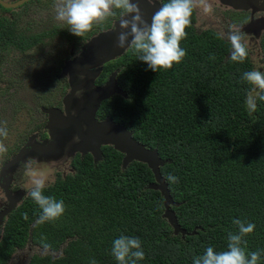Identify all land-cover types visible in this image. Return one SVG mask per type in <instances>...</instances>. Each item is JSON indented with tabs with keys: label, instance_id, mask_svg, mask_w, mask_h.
Here are the masks:
<instances>
[{
	"label": "trees",
	"instance_id": "obj_1",
	"mask_svg": "<svg viewBox=\"0 0 264 264\" xmlns=\"http://www.w3.org/2000/svg\"><path fill=\"white\" fill-rule=\"evenodd\" d=\"M9 22L0 17V49L26 50L39 40L24 41ZM186 32L187 55L170 71H151L131 48L106 62L102 78L115 74L120 93L103 99L98 111L156 151L169 203L152 188L156 179L147 163L125 165L124 153L111 146L101 147L97 161L77 155L44 189L63 200L64 215L37 225L40 209L28 195L4 225L0 264L28 240L41 248L42 238L58 255H32L28 264H89L91 258L118 264L112 246L121 235L141 240L145 259L137 264H193L209 246L227 250L237 219L255 224L244 237L246 253L260 251L258 264H264V101L257 98L249 114L246 97L255 92L242 81L245 71L264 72V34L256 69L249 52L244 63L233 62L229 41L213 29L198 30L195 11ZM170 173L178 184L165 180Z\"/></svg>",
	"mask_w": 264,
	"mask_h": 264
},
{
	"label": "rangeland",
	"instance_id": "obj_2",
	"mask_svg": "<svg viewBox=\"0 0 264 264\" xmlns=\"http://www.w3.org/2000/svg\"><path fill=\"white\" fill-rule=\"evenodd\" d=\"M235 1H239V4ZM247 1L242 3L240 0H207L212 5V11L208 14H205L197 3L194 9L196 27L198 30L210 28L220 34L227 33L228 25H234L246 35L248 52L256 69H259L262 65L260 40L264 34V11L252 9L251 3L255 1L256 6L257 0ZM139 3L143 18L150 24L153 15L150 7L159 9L160 0H140ZM55 5L56 0H33L12 9L9 13L1 12V15L8 17L9 23L15 26L19 36L24 39H30V35L40 34L54 25H58V31H61L49 45L45 44L42 47L41 44H35L32 50L25 53L11 50L10 53L2 55L0 127L7 128L8 136L0 137V142H3L7 148V154L0 158L1 171L24 144L28 143L27 141L36 137L39 149L36 148L30 153L31 158L37 160L35 161L37 164L33 167L39 168L44 175L49 170L59 169L65 172L67 169L63 171L62 169L75 155L95 152L94 146L98 143L102 131L109 127L106 119L99 120L97 115L89 113L92 105L90 102H84L83 95H95L93 102H98L105 96L103 91L105 83L99 85L94 83V79L99 76H97L99 68L92 67V64L113 47L115 30L120 26L122 19L121 16L119 17V10L117 15L119 18H113L109 28L94 27L90 33L80 38L71 34L67 24L56 20ZM126 18L131 19V17ZM130 41L131 37H129ZM126 48L127 46L120 48V53ZM86 55L94 61L86 68L89 74H92V78H89L90 83L82 82L86 79L83 77L84 74L68 69L67 72L64 71L67 63L73 65L76 60ZM77 66L82 65L79 63ZM107 80L108 78L105 81ZM84 87L86 91L82 90ZM96 105H93L95 109ZM81 106L85 109L77 116L74 111ZM51 108H57L59 111L60 116H57V119L50 116ZM69 120L73 122L71 125ZM54 123L58 125L52 126ZM50 125L52 128H49ZM51 132L53 138H50ZM27 157L28 155L25 157L22 155L20 160L14 162L15 165L11 169L3 170L7 178L6 182L12 183L11 185L16 188L13 196L17 204L28 195L29 191L28 186L19 187L14 184L19 182L15 176L16 178L23 176V180L27 183V177L24 176V164L29 161ZM67 164L65 167L69 165ZM54 176V173L46 176L47 183H52ZM32 255L40 256L41 248L28 240L23 248L16 249L11 254L6 264H27Z\"/></svg>",
	"mask_w": 264,
	"mask_h": 264
},
{
	"label": "clouds",
	"instance_id": "obj_3",
	"mask_svg": "<svg viewBox=\"0 0 264 264\" xmlns=\"http://www.w3.org/2000/svg\"><path fill=\"white\" fill-rule=\"evenodd\" d=\"M197 3L205 14L212 11V5L207 0H168L155 11L149 24L141 12L139 0H56V20L68 25V30L77 37H84L95 26L104 24L109 18L115 17L117 11L122 17L118 47L131 48L138 60L144 62L153 72L170 71L174 65L181 64L187 53L181 47V42L187 39L186 29L192 26V16ZM126 17H131L127 19ZM227 33H220L231 45V61L244 63L248 57L246 35L234 25H228ZM129 37L131 41L129 42ZM210 59H215L214 56ZM242 81L252 86L255 95L249 92L246 97V108L249 114L257 110V98L264 101V72L258 70L245 71ZM258 90V91H256ZM79 95V93H77ZM8 130L0 127V137L7 138ZM7 153V148L0 142V158ZM29 160L24 164V176L27 177L28 195L38 205L40 214L37 225L46 222L55 223L65 213L63 200L44 195L47 186V177ZM165 180L169 184H178L179 178L168 174ZM27 220V213L22 214ZM238 226V233H228L227 250L215 251L209 246L203 255L193 257V264H258L262 255L260 251L246 253L244 237L253 233L255 224L234 220ZM46 238L41 241V255H57L48 244ZM112 255L118 264H137L145 259L142 242L138 237L121 235L113 241ZM89 264H97L91 258Z\"/></svg>",
	"mask_w": 264,
	"mask_h": 264
},
{
	"label": "water",
	"instance_id": "obj_4",
	"mask_svg": "<svg viewBox=\"0 0 264 264\" xmlns=\"http://www.w3.org/2000/svg\"><path fill=\"white\" fill-rule=\"evenodd\" d=\"M28 1H30V0H19L16 3H6V2L0 0V4L6 8H15V7L20 6L23 3L28 2ZM246 1L247 0H240V2H242V3H246ZM133 2H136V0H133ZM235 2L239 4V1H235ZM256 2H257L256 6H255V1L251 3L252 9H257V11H264V0H257ZM160 7H161V5H160ZM151 8H152L153 12L158 10V9H156V7H151ZM119 30H120V26H118L115 30L116 31L115 32V41H114L113 47L110 49V51L108 53H105L100 60L93 63L94 61L92 58H90V56H88V55L82 56L78 60H76L73 65H70L69 63H67L68 65L66 66L64 71H66L68 69L70 71H76V72H80L82 74L84 73L87 76L91 75L90 77L89 76L88 77L92 78V74H89V72L86 70V68L91 66V64L93 63L92 67L99 68V70L97 72V73H99L102 70L103 65L106 62H109L110 60H113L116 57L122 55L128 49V48H126L122 53H120V51H121L120 47L117 46L118 45V39L117 38H118V35L120 33ZM79 63H81L82 66H80V67L77 66ZM72 67H73V69H72ZM114 75L115 74L110 75L109 80L106 82L107 84L105 83L103 85V87H104L103 91L105 92V96L103 98H101V100L108 99L112 95H114L116 93H120L119 91L116 90L117 88L115 87V83H114ZM70 96H71V93H70ZM66 110H67V107H66ZM91 114L93 115L94 112L92 111ZM106 122H109L110 128L108 127L107 129L104 128L103 131L101 130L102 133L100 135L98 143H96V145L94 146L95 152L92 151V152H86V153H90L93 156L94 160L97 161L101 156V151H100L101 147L102 146H111L114 149H116L117 151L124 153V155H125L124 164L125 165H127V163H129L133 160L147 163V165L153 171V173L155 175V179H156V183L152 186V188L159 190L165 198V203H169L170 198H169V192L167 190V185L165 184L164 179L161 178L159 171H158V166L161 165L162 163L157 158L156 151L155 150L152 151L150 149L145 148L144 145L139 143L137 140L133 139L131 136L132 135L131 132H129L123 126L114 124L107 119H106ZM72 123L73 122L69 120V125H71ZM53 125L57 126L58 124L54 123ZM86 153H83V154H86ZM19 156L20 155H17L15 160L14 161L12 160L9 164H7L4 169H7L12 164H14V162L19 159ZM13 207H14V202L13 203L10 202L9 212H10V210L13 209ZM168 215L169 214L166 213L164 215V217L167 218ZM168 222L170 225L176 227L175 225H173L172 222H170V221H168Z\"/></svg>",
	"mask_w": 264,
	"mask_h": 264
},
{
	"label": "flooded vegetation",
	"instance_id": "obj_5",
	"mask_svg": "<svg viewBox=\"0 0 264 264\" xmlns=\"http://www.w3.org/2000/svg\"><path fill=\"white\" fill-rule=\"evenodd\" d=\"M2 1H4V2H6V3H16L17 1H19V0H2ZM30 1H33V0H30ZM30 1H28V2H30ZM28 2H25V3H23L22 5H24V4H26V3H28ZM21 6V5H20ZM20 6H17V7H15V8H6V7H4V6H2L1 4H0V17H2V18H8V17H5V16H3V15H1L2 13L1 12H4V13H9V11H11L12 9H16V8H18V7H20ZM150 12H152V14L154 13L153 11H152V8L150 7ZM117 15H118V11H117ZM115 16L116 18L118 17V16ZM115 17H112V18H109L107 21H109L110 22V25H111V21H112V19L113 18H115ZM119 17H120V15H119ZM118 17V18H119ZM117 18V19H118ZM122 18V17H121ZM8 20V19H7ZM107 21L104 23V24H102V25H98V26H95V27H97V29L98 28H100V29H107V28H103V27H101V26H103V25H106V23H107ZM58 25H54V27H52V28H50V29H46V30H44V31H42V32H40V34H34V35H30L29 36V38H30V40H32V41H34L35 39H39L37 42H35L30 48H27L26 50H16V49H8V48H6V50L5 49H0V61L2 60V55H4V54H6V53H10L11 52V50H15V51H17V52H23V53H25V52H27V51H29V50H32L33 48H34V45L35 44H41L40 46H44L45 44L46 45H49L51 42H53L54 40H55V37H58L59 36V34H60V32L61 31H58V29H59V27H57ZM110 27V26H109ZM108 27V28H109ZM61 30H63V28L61 27ZM56 32L58 33L57 35H56ZM91 34H93V33H91ZM90 34V35H91ZM89 35V36H90ZM87 38V37H86ZM25 40H29V39H24V41ZM105 65V64H104ZM104 65H103V68H102V70L99 72V73H97V76H98V78L96 77V79H94L95 81H94V83L96 84V85H99V84H102V83H106L108 80H109V76L111 75H107L105 78H102L105 74L103 73V70H104ZM66 67V66H65ZM67 72V71H66ZM65 72V73H66ZM76 73H79V74H82V73H80V72H76ZM84 74V73H83ZM85 75V74H84ZM83 77H85L86 79L84 80V81H82V82H84V83H90V81H89V77L87 76V75H85V76H83ZM108 78V80L107 81H105L106 79ZM105 81V82H104ZM93 83V85H95ZM87 85V84H86ZM72 88V87H71ZM86 88L84 87L82 90L83 91H86L85 90ZM0 92H1V90H0ZM94 96L95 95H92V96H86V95H83V98H84V102L86 103H91V105H92V107L89 109V113H92V111L94 110V116H96L97 115V118L100 120L101 118H99L100 117V114L98 113V111H99V108H100V105H101V103L104 101V100H99L98 102H93L95 99H94ZM114 96H116L115 94H114ZM113 97V96H112ZM94 104H97L96 105V109L94 108ZM68 106V102H66V105H65V108ZM85 109V107H78L77 109H76V111H74L75 112V114L78 116L79 115V113L82 111V110H84ZM49 111H50V116L53 118H55V119H57V116H60V114H59V111L57 110V108H51V109H49ZM56 114V117L54 116ZM103 119V118H102ZM114 123V122H113ZM115 124V123H114ZM52 126H54V125H52ZM52 126L50 125L49 126V128H52ZM51 137L50 138H53V134H52V132H51ZM35 138L36 137H33L32 139H30L29 141H27L28 143L27 144H24V146L18 151V153L14 156V158L17 156V155H20L19 156V160L21 159V156L23 155L24 157L26 156V155H28V157H27V159H29V160H31V161H33L34 159H32L31 158V156H30V153H31V151H34L36 148L37 149H39V147L37 146V143H36V140H35ZM47 150H48V148H47ZM7 154V153H6ZM77 155H79V156H82L81 154H77ZM77 155H75L74 157H76ZM84 156V155H83ZM73 157V158H74ZM13 158V159H14ZM73 158L70 160V161H68L67 163L69 164H67L68 166L67 167H65L66 166V164H65V166H64V168L62 169V171L63 170H65V169H69V167H70V164H71V161L73 160ZM12 159V160H13ZM35 161H37V160H34L33 162V166H35L37 163H35ZM11 162V161H10ZM10 162H7L6 163V165L7 164H9ZM6 165H4V167H3V169H2V171L0 170V231H1V236H0V241H1V239H2V237H3V233H4V225L6 224V221H7V219H8V217H9V215L17 208V206L28 196H25L24 197V199L22 200V201H20L18 204L16 203V200H15V197L13 196V194L15 193V189L16 188H14L11 184L12 183H9V182H6V180H7V178H6V176H4V173H5V171H3L4 170V168L6 167ZM15 164H12L11 166H10V168L8 167L7 169H11L13 166H14ZM66 170V171H67ZM65 171V172H66ZM48 173H46L45 174V176H48V175H51V174H55V176H54V179H53V181L55 180V178H56V176L60 173V174H64L65 172H61V170L59 171V169H57V170H49V171H47ZM15 179L16 180H18L19 179V182H16V183H14V184H16L17 186H19V187H21V185H25V186H27V183H26V181H24L23 180V176H19L18 178H16V176H15ZM52 181V182H53ZM49 183H47V185H48ZM10 202H14V207H13V209L12 210H10V212H9V209H10ZM23 248V247H22ZM18 250H20L21 248H17ZM29 262V261H28ZM28 264V263H27Z\"/></svg>",
	"mask_w": 264,
	"mask_h": 264
}]
</instances>
